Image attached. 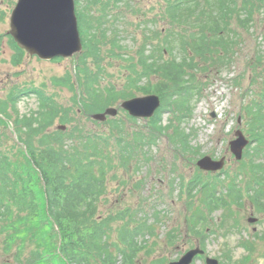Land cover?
<instances>
[{
  "label": "rangeland",
  "instance_id": "1",
  "mask_svg": "<svg viewBox=\"0 0 264 264\" xmlns=\"http://www.w3.org/2000/svg\"><path fill=\"white\" fill-rule=\"evenodd\" d=\"M17 1L0 0V107L8 104L6 112L0 113V151L14 157L19 145L16 140L21 136L15 119L38 110L40 96L37 92L42 90L68 110L60 113L46 132L52 134L59 130L60 124L67 125L63 131L67 133L80 128L85 131L97 128L109 133L119 132L134 144L135 156L127 166H122L120 155L114 157L112 153L115 151L109 150L107 161L104 159L103 162L106 190L98 202L100 217L129 211L134 215L128 214L125 222L133 218L136 220L133 225L141 224L145 219L148 225L153 223V234L146 232L139 236L143 247L133 264H167L193 249L205 250V254L195 256L191 264H206L207 257L217 258L221 264H264V211L257 210L250 200L244 198L242 205L232 203L209 212L200 188H194L191 194L188 191L191 179L193 183L197 179L202 183L220 179L218 188L224 191V186L233 180L243 188L246 180L250 179L246 173L251 172L249 165H245L242 175H236L244 161L248 164L246 149L244 157L239 160L231 152L229 144L238 129L249 137L248 118L242 106L264 91V8L255 15L252 30L243 32L239 39H233V48L229 45L228 50L220 51L211 46L206 64L202 60L199 65V58H195L198 70L194 71H197L201 83L197 78L194 83L200 85L201 90H195L189 107L178 110L170 104V109L162 113V119L163 124L171 127L160 132L151 128V118L134 117L121 106L124 100L144 96L140 89H129V98L122 97L106 105L103 111L115 107L118 113L116 116L108 115L104 121L93 119L92 113L86 116L79 111L74 91L56 85L54 78L66 76L69 72L72 83H75L76 68L82 62L83 53L61 60H46L25 52L16 61L18 51L13 47L8 31L11 12ZM77 1L78 9L84 13L82 20L81 11L79 13V24L85 21V26H92L93 30L100 28L106 31L103 38H98L102 56L100 76L97 75L100 88L124 90L130 81L132 69L129 66L141 58L184 57L176 36L171 39L174 45L171 52L164 50L169 45L167 30L169 38L181 31L166 18V0ZM200 9L211 10L212 16L219 14V10L211 9L209 4L202 5ZM192 21L197 20L192 18ZM117 42L122 49L115 45ZM258 53L262 55L261 61L255 57ZM252 59L254 72L250 66ZM87 64L92 69L99 66L92 57L87 58ZM202 67H207L208 72ZM251 76H255L252 84ZM155 78L152 79L153 84L163 81V78ZM145 84L147 80L143 78L139 86ZM79 88L76 82V89ZM12 95L17 97L13 104ZM61 116H69L73 120L61 123ZM116 121L122 127L115 126ZM178 126L188 134L191 143L188 150L172 139ZM37 139L38 136L34 141ZM206 155L215 160L224 157V166L215 171L200 168L198 161ZM17 213L9 220H0V240L19 231L8 249L5 243L0 244V264H30L28 258L32 252L44 248L39 241L42 233L36 226L32 227L30 221L18 220ZM156 214L158 219L154 222ZM250 217L255 218L254 222L249 221ZM123 221L113 223V238L116 239ZM3 224L4 231H1ZM51 237L54 241V236Z\"/></svg>",
  "mask_w": 264,
  "mask_h": 264
},
{
  "label": "trees",
  "instance_id": "2",
  "mask_svg": "<svg viewBox=\"0 0 264 264\" xmlns=\"http://www.w3.org/2000/svg\"><path fill=\"white\" fill-rule=\"evenodd\" d=\"M96 1L98 0L94 2ZM166 2L167 20L176 29L185 31L173 32L169 38L170 32L167 30L169 45L164 50L171 52L174 46L171 39L176 36L184 57L171 55L162 59L163 57L153 56L141 58L136 63L133 61L129 66L132 69L129 72L130 81L124 90L100 88L97 75L100 73L102 56L98 38H103L106 31L100 28L93 30L92 26H85V21L80 23L84 44V52L80 58L82 62L76 68V82L80 88L76 89V82L72 83V74L69 72L66 76L55 77L54 82L74 91L78 109L83 115L103 111L106 105L117 99L129 98V89H140L144 94L157 93L161 96L162 106L150 119V124L152 129L164 132L171 125L163 124L162 113L170 109L171 103L178 110L191 106L193 93L196 89L201 90L200 85L194 83L196 78L201 83L197 71H194L198 70L195 58H199V65L202 60L206 64L211 46L220 51L228 50L229 45L233 48V39H239L243 32L249 33L254 27L255 15L264 8V0ZM205 4H209L211 9H218L219 14L212 16L211 10L200 9ZM80 17L81 20L84 18L83 11ZM192 18L197 21H192ZM204 18L208 20H203ZM11 42L19 50L13 39ZM115 45L122 49L118 42ZM20 51L15 60H19ZM88 57H92L100 68H90L87 64ZM255 57L262 60L259 53ZM130 60L134 59L130 57ZM250 66L254 72L253 59ZM202 70L208 72L207 67H202ZM153 77L160 80L163 78V81L153 84ZM254 77L251 76V84L255 81ZM143 78H146L147 84L139 86ZM37 93L40 96L38 110L29 116H17L15 119L21 135L18 136V142L22 145L16 141L19 145L14 157L6 151H0V220H9L17 211L18 220L30 221L32 227L36 226L42 233L43 237L39 241L44 248L32 252L28 258L30 264H133L143 247L139 236L146 232L153 234V223L148 225L145 219L143 223L133 225L136 222L133 218L125 222L128 214L134 215L129 211L100 217L98 202L106 190L103 162L109 150L115 151L112 153L114 157L120 155L122 166H127L135 156L134 144L119 132L109 133L97 128L88 131L80 128L71 130L70 133L59 130L52 134L46 132L60 113L68 110L63 109L54 97L42 90ZM11 100L12 104L16 103L17 97L12 95ZM7 108L8 104L5 103L0 107V113L6 112ZM242 108L248 118L250 144L246 148V157L249 161L248 164L245 161L242 163L243 167L236 175H242L245 165H249L251 172L246 173L250 179L246 180L243 188L235 180L227 186L222 184L226 191L218 188V184H221L218 178L203 183L201 179L194 180V183L192 180L188 187L189 193L199 187L209 212L232 203L242 205L244 198L250 200L257 210L264 211V91L258 97H252L251 102H246ZM59 120L65 123L71 122L73 118L61 116ZM114 125L122 127L119 121ZM37 136L35 142L34 138ZM172 139L184 150L191 148L188 134L179 129V126L175 128ZM157 219L156 214L154 222ZM118 220L124 221L118 228L115 239L112 225ZM1 231H4V224ZM18 233L16 231L15 235L4 236L0 244L5 243V248L8 249L11 240ZM51 235L54 236V241Z\"/></svg>",
  "mask_w": 264,
  "mask_h": 264
},
{
  "label": "water",
  "instance_id": "3",
  "mask_svg": "<svg viewBox=\"0 0 264 264\" xmlns=\"http://www.w3.org/2000/svg\"><path fill=\"white\" fill-rule=\"evenodd\" d=\"M9 33L21 48L41 59L72 57L83 51L75 0H18L12 12ZM121 106L134 117H152L161 106V97L158 94L134 97L124 100ZM117 113V108L109 107L102 112L93 113L92 118L104 121L108 115L116 116ZM66 128L67 125H58L60 130ZM235 134L236 138L230 142L231 151L237 159H241L249 140L241 129ZM224 164V157L215 160L209 155L198 161L200 168L213 171L221 169ZM254 219L251 218L250 221L254 222ZM204 252L202 249H193L167 264H191L195 256ZM206 264L221 263L217 258L207 257Z\"/></svg>",
  "mask_w": 264,
  "mask_h": 264
},
{
  "label": "flooded vegetation",
  "instance_id": "4",
  "mask_svg": "<svg viewBox=\"0 0 264 264\" xmlns=\"http://www.w3.org/2000/svg\"><path fill=\"white\" fill-rule=\"evenodd\" d=\"M76 10L78 11V1L77 0H76Z\"/></svg>",
  "mask_w": 264,
  "mask_h": 264
}]
</instances>
